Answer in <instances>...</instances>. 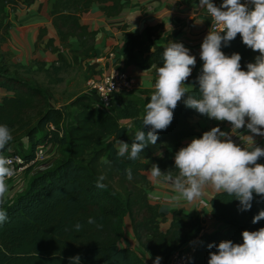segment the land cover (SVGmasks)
<instances>
[{
	"label": "trees",
	"instance_id": "16d2710c",
	"mask_svg": "<svg viewBox=\"0 0 264 264\" xmlns=\"http://www.w3.org/2000/svg\"><path fill=\"white\" fill-rule=\"evenodd\" d=\"M122 1L50 0L51 26L60 43H55V37L49 36L45 47H52L58 60L64 61L62 41L73 37L85 44L87 40L95 42L97 39L98 30L83 20L84 13L95 4H101L106 15H116L122 10ZM16 3L17 0H0V88L7 91L0 102V124H6L13 136L3 155L12 149L21 150L25 138L30 145L29 151L25 152L26 158L33 156L40 142L55 141L59 146L68 145L69 151L51 167L36 174L25 190L0 205L8 217L0 224V264H72L69 258L75 256L80 257L79 264H151L142 255L143 251L121 244L125 236L126 215L132 219L139 242L155 257L167 255L186 239L196 236L200 231V219L182 209L173 211L166 230L160 228L163 212L158 203L149 199L146 190L149 180L145 171L153 164L158 165L161 172L176 171L174 157H169L162 149L176 148L185 137L196 133L194 119L201 114L186 107L183 100L178 102L171 124L166 130L158 131L156 143L147 145L137 160H129L127 154L118 157L115 145L118 140L131 145L136 131L147 133L150 130L143 127L142 120L154 89L140 94L132 92L123 101L112 103L108 109L95 106L93 96L87 92L81 94L71 102L77 110L73 123L66 128L62 107L50 106L46 92L14 73L5 58L2 44L12 25L10 8ZM51 26L40 27L38 37H44ZM158 27V24L147 26L146 38L126 33V44L129 45L128 49L123 46L126 67H149L153 63L163 66L164 46L151 48L149 45L147 50L138 47L139 42L153 40V31ZM131 41L136 43L138 50ZM221 51L228 56L240 54L244 71H247V64L255 62L259 55L242 42L239 34L228 46L222 44ZM143 52H148L150 57L146 63L139 57ZM202 65L203 61L199 59L187 80L194 86L190 95H199L197 77ZM122 118L132 119L133 135L129 134L132 128L121 122ZM61 124L64 128L60 135ZM40 132L42 134L38 136ZM129 167L132 169L131 180L125 174ZM100 176L105 177L103 189L96 187ZM211 205L213 217L223 222L225 228L199 235L192 264H208L209 253L217 251L216 247L209 249V244L218 245L227 240L242 244L244 230L256 231L264 227V219L255 224L252 222L260 211H264V197L255 193L250 210L241 211L239 200L225 193H216ZM89 218L94 223H88ZM76 223L82 225L80 231L75 230Z\"/></svg>",
	"mask_w": 264,
	"mask_h": 264
},
{
	"label": "clouds",
	"instance_id": "9594fccd",
	"mask_svg": "<svg viewBox=\"0 0 264 264\" xmlns=\"http://www.w3.org/2000/svg\"><path fill=\"white\" fill-rule=\"evenodd\" d=\"M249 4L251 7H249ZM199 7L206 8L213 21L201 44L200 59L203 61L201 73L197 77L198 96L190 95L194 89L185 82L196 65V57L180 42L168 41L163 47V66L155 68L154 91L146 104L143 127L135 132L134 140L128 143L118 140L115 148L118 157L137 160L139 154L149 144H155L158 131L166 130L174 118V109L183 100L186 107L217 121H227L232 125V133L245 127L251 133L264 136V0H223L217 7L212 0H199ZM219 26L217 28L216 26ZM223 33V35H222ZM239 34L242 42L259 53L255 62L247 64V71L241 69V56H228L221 51L222 44L228 46ZM187 94V95H186ZM247 147L236 145L228 132L213 127L193 138L186 147H181L174 156L176 175L171 171L162 173L153 164L150 179L158 182L162 177L176 195L175 200L193 202L201 198L205 190L211 188L217 193H225L240 202V210H250L253 193L264 197V164L257 163L264 157V148L254 145L251 136ZM13 140L11 130L0 124V205L8 192L7 180L15 176L13 161L3 155L6 146ZM128 180L132 179V169L126 168ZM104 176L96 181V187L103 189ZM7 213L0 208V224L7 220ZM264 219V211L253 218V223ZM88 223H94L89 218ZM80 231L82 225H74ZM243 243L222 241L209 253L208 264H264V227L256 231L244 230ZM72 264H79L80 257H70ZM156 257L154 264H160Z\"/></svg>",
	"mask_w": 264,
	"mask_h": 264
},
{
	"label": "crops",
	"instance_id": "0c3cea01",
	"mask_svg": "<svg viewBox=\"0 0 264 264\" xmlns=\"http://www.w3.org/2000/svg\"><path fill=\"white\" fill-rule=\"evenodd\" d=\"M122 2V10L116 15H106L102 10L101 4H95L83 15V20L92 28L98 30L97 39L94 42L95 56L92 57L93 62H90L88 59L84 60L85 64L88 60L87 64L90 69L94 68V71H96L95 66H97V63L95 58L97 55L104 54L112 48H117V50L119 49V51L124 52L123 46L127 32L143 36L144 34L146 35L147 26L157 24L159 27L158 31H153V40H147L150 41L149 45H151V48L159 45L166 46L168 41L180 42L190 50V55L196 57L197 64L200 59L201 44L211 28L206 8L198 6L199 0H123ZM212 2L217 6L222 4L223 0H212ZM49 10L50 0H31L30 3L17 0L14 8H10L9 18L12 25L10 33H7V39L2 44V50L4 53L6 51L9 54L5 58L10 69L16 74L19 73L18 75L21 77H24L23 74L30 75L32 72H38L36 69L41 67L39 65L49 67L54 62L56 65H59L60 61L56 52L45 47L43 42H40L41 45H37L39 28L44 25L51 26L52 17L48 12ZM48 33L50 36L55 37V43H60L53 26L49 28ZM135 49L138 50L137 47ZM159 66L161 65L153 63L149 67L142 65H130L127 67L137 80L134 93L140 94L142 90L154 89L155 68ZM185 84L189 85L188 81ZM6 93L7 91L0 88V102ZM129 121H132V119H121V122L124 124H127ZM194 124L197 129L196 133L185 137L180 146L176 148L165 147L162 151L167 153L169 157H174L181 147H186L193 138H201L204 132L210 131L213 127H219L221 131L228 132L236 145L247 147L250 144L247 136H251L254 145L264 148V136L251 133L246 126L247 119L245 127L234 132V134L232 133V125L229 122L210 119L206 115L201 114L196 116ZM131 132V135L135 132L133 127ZM23 144L24 147L21 148V151H29L30 145L26 138ZM59 148L60 146L57 142H49L48 152L50 153V157L39 165H36V167L33 166L27 172H21L15 178L8 181V192L6 195L8 197L11 196L10 199L15 197L18 193L25 190L28 185H22L24 178L29 183L36 174L51 167L57 161L55 151ZM257 163L264 164V157H260ZM150 169L145 171L149 180L146 190L150 196V201L158 203L160 210L163 212L164 217L159 223L162 230H166L169 227L175 209H182L185 213L195 217L198 216L202 208L212 210L211 199L217 192L211 188L206 189L204 195L193 202H188L184 199L175 200L173 197L176 193L172 186L168 182H165L162 177L158 182H153L150 179ZM177 172L178 170L173 171L172 174L176 175ZM204 201H207L209 205L204 206ZM124 222L125 236L122 238L121 244L123 246H130L139 252H145L147 258L156 259L139 242L130 215L125 216ZM206 227H208L207 231H212L214 229L225 228V224L213 218L206 221Z\"/></svg>",
	"mask_w": 264,
	"mask_h": 264
},
{
	"label": "built area",
	"instance_id": "2783aa9c",
	"mask_svg": "<svg viewBox=\"0 0 264 264\" xmlns=\"http://www.w3.org/2000/svg\"><path fill=\"white\" fill-rule=\"evenodd\" d=\"M241 2L246 3L247 0H241ZM220 5H217V7ZM209 20L210 26H212L213 21L210 16ZM216 27L219 28L218 25ZM95 61L98 72L87 79V93L93 96L95 106L108 109L112 103L123 101L130 93L135 91L137 80L135 75L127 70L123 51L112 48L104 54L97 55ZM63 128L64 126L61 124L60 135L63 134ZM5 156L13 161L11 167L16 169L15 176L9 179L11 180L24 170L32 168L38 161L48 158V144L40 142L31 158H26L25 152L17 149H12ZM156 199L158 198L156 197ZM203 204L204 206L209 205L207 201H204ZM197 217L200 219L198 234L186 239L167 255L160 257V264H192V258L198 248L199 235L207 231L206 221L214 218L212 212L206 208H202ZM149 262L154 264L151 261Z\"/></svg>",
	"mask_w": 264,
	"mask_h": 264
},
{
	"label": "rangeland",
	"instance_id": "374dc122",
	"mask_svg": "<svg viewBox=\"0 0 264 264\" xmlns=\"http://www.w3.org/2000/svg\"><path fill=\"white\" fill-rule=\"evenodd\" d=\"M24 2L27 3L26 1ZM50 10H51V5H50ZM50 10L48 11L49 14H50ZM39 31H40V28H39ZM49 36H50L49 33H47L42 38L37 37V45L39 44L41 45L40 42H43L45 45V42L46 40H48ZM140 38H146V35L144 34ZM127 39H128V36L127 34H125L126 41H125L124 46L125 48L128 49L129 45L126 44ZM140 40L142 39H139V41ZM61 43H62L61 49L63 50L65 60L59 62V66H60L59 69L54 68V66H56V63L54 62L51 65H49V67L39 65L41 67L36 69L38 72H35V73L32 72L30 75L28 74H23V75L26 80L41 87L46 92V94L49 97L50 106L62 107L64 105V108L62 107V109L65 112L66 118L63 124L65 125L66 128H69L74 121L73 115L75 111L77 110L76 106H73L71 102L77 96L84 94L86 92V88L88 87L87 79L90 76H92V74H95L96 72H98V69H97V66H95L96 71H94V68L90 69L87 64L88 60H90V62H93L92 57L95 56V49L93 48L94 46L93 40H87L86 43L84 44V43H81V41L78 40L77 38L72 37L65 41H62ZM131 43H134V41L133 42L131 41ZM134 44L136 47V43ZM149 44H150V41H147L145 43L139 42L138 47L141 48V50H147V47L149 46ZM49 48L51 49L52 47L49 46ZM4 55L6 56L9 54L5 51ZM139 57L143 63H146L150 58L148 52L140 53ZM85 59H88L86 61V64L84 63ZM142 92H144V90H142ZM35 122H36V118L33 121V123L35 124ZM127 124L130 126V129L134 126L133 121H129ZM41 134L42 132H40L38 136H40ZM129 134L130 135L132 134L131 130L129 131ZM102 142H105V141H102ZM68 151H69L68 145L60 146V148L56 149L55 151L56 158L57 159L61 158L62 156L66 155ZM48 154L50 153L48 152ZM48 157H50V155ZM45 160L38 161V163L35 164L34 166L36 167V165H39ZM29 169L24 170V172H27V170ZM22 181H23L22 183L23 186L28 184V180H26L25 178ZM6 197L7 198L4 201H7L11 196L8 197V195H6ZM121 197L125 199L123 195H121ZM141 253L147 260L153 263L155 262V260L148 259L145 256L144 252H141Z\"/></svg>",
	"mask_w": 264,
	"mask_h": 264
},
{
	"label": "water",
	"instance_id": "95a60500",
	"mask_svg": "<svg viewBox=\"0 0 264 264\" xmlns=\"http://www.w3.org/2000/svg\"><path fill=\"white\" fill-rule=\"evenodd\" d=\"M62 107L64 108V105Z\"/></svg>",
	"mask_w": 264,
	"mask_h": 264
}]
</instances>
